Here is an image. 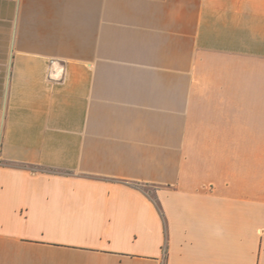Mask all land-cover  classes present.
Instances as JSON below:
<instances>
[{
	"label": "crops",
	"instance_id": "1",
	"mask_svg": "<svg viewBox=\"0 0 264 264\" xmlns=\"http://www.w3.org/2000/svg\"><path fill=\"white\" fill-rule=\"evenodd\" d=\"M0 264H264V0H0Z\"/></svg>",
	"mask_w": 264,
	"mask_h": 264
},
{
	"label": "rangeland",
	"instance_id": "2",
	"mask_svg": "<svg viewBox=\"0 0 264 264\" xmlns=\"http://www.w3.org/2000/svg\"><path fill=\"white\" fill-rule=\"evenodd\" d=\"M144 188L148 191V193L151 196H155V192H156V189H157L156 186L148 185V186H145Z\"/></svg>",
	"mask_w": 264,
	"mask_h": 264
}]
</instances>
